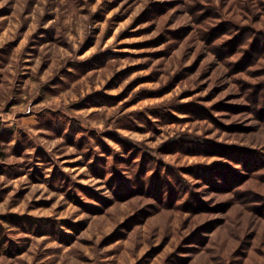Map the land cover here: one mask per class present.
Segmentation results:
<instances>
[{"label": "rangeland", "instance_id": "1", "mask_svg": "<svg viewBox=\"0 0 264 264\" xmlns=\"http://www.w3.org/2000/svg\"><path fill=\"white\" fill-rule=\"evenodd\" d=\"M0 264H264V0H0Z\"/></svg>", "mask_w": 264, "mask_h": 264}]
</instances>
